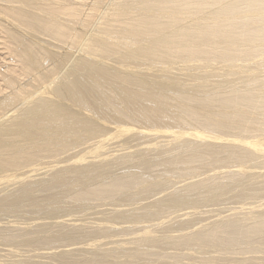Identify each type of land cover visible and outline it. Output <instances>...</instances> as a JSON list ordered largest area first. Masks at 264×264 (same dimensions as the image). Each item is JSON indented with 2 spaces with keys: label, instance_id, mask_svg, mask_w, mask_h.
Wrapping results in <instances>:
<instances>
[{
  "label": "bare ground",
  "instance_id": "1",
  "mask_svg": "<svg viewBox=\"0 0 264 264\" xmlns=\"http://www.w3.org/2000/svg\"><path fill=\"white\" fill-rule=\"evenodd\" d=\"M0 264H264V0H0Z\"/></svg>",
  "mask_w": 264,
  "mask_h": 264
},
{
  "label": "rangeland",
  "instance_id": "2",
  "mask_svg": "<svg viewBox=\"0 0 264 264\" xmlns=\"http://www.w3.org/2000/svg\"><path fill=\"white\" fill-rule=\"evenodd\" d=\"M28 215H30L31 217H39V215H36V214H27V217ZM6 216V219L7 220H12L14 219V217L12 215H5ZM2 221H6L5 218L2 219ZM22 222H26L25 220H21Z\"/></svg>",
  "mask_w": 264,
  "mask_h": 264
}]
</instances>
